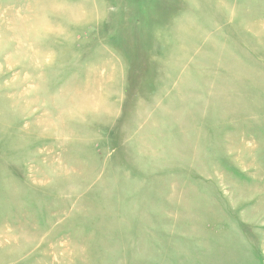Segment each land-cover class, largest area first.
<instances>
[{"label": "rangeland", "instance_id": "rangeland-1", "mask_svg": "<svg viewBox=\"0 0 264 264\" xmlns=\"http://www.w3.org/2000/svg\"><path fill=\"white\" fill-rule=\"evenodd\" d=\"M0 264H264V0H0Z\"/></svg>", "mask_w": 264, "mask_h": 264}]
</instances>
